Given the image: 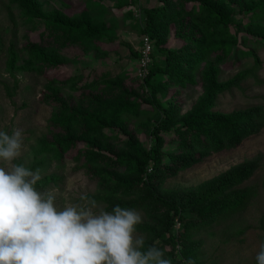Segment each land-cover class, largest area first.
Masks as SVG:
<instances>
[{
    "label": "trees",
    "instance_id": "16d2710c",
    "mask_svg": "<svg viewBox=\"0 0 264 264\" xmlns=\"http://www.w3.org/2000/svg\"><path fill=\"white\" fill-rule=\"evenodd\" d=\"M188 1H192L190 8L186 6ZM16 2L20 14L25 15L26 20L36 22L37 25L42 22L43 29L39 31L40 36L36 41H40L46 34L57 45L80 43L90 47L93 52H99L101 49L96 44L97 40L105 42L116 39L115 20L110 21V16L101 12L98 16L91 15L86 6L77 14L67 16L60 10L47 12L41 0H9L7 9L11 22V37L5 45L0 35V49L5 51V69L15 86L18 81L15 75L17 70L36 71L42 65L48 67L61 63L55 48L43 50L36 41L28 40L24 47H17V22L12 11L13 3ZM127 2L128 0H119L116 5L124 6ZM130 2L133 1L130 0L129 4ZM157 2L158 5L151 1L150 5L141 8L145 25H138L137 28L140 33L153 40L152 50H160L163 61L156 60L155 54L151 53L152 61L148 74L135 88L123 85V80L120 79L110 80V85L115 86L117 92L111 95L102 107L94 109L87 103L91 96L88 100L83 96L77 103L83 107L73 111L74 107L65 102L63 96L60 97L55 86L56 80L48 81L45 88L52 91L51 94H57L55 98L58 102L49 117L50 136L43 134L37 139V145L31 147L33 159L27 164L21 159H17L15 163L23 164L32 170H45L51 158H61L65 151L76 144V140L81 136L76 135V124H90V132L96 133L104 126L106 120H110L112 126L118 123L116 117L125 113L145 122L146 131L152 141L149 147H145L127 136L129 150L117 151L110 154L112 156H107L103 151L106 152L108 147L103 141L93 143L89 139V145L80 151L85 161L78 167H85L96 175L99 187L94 193L86 194L85 198L103 205V210L108 212L116 205L152 213H156L161 207L165 212V219L161 224L167 231H170L175 217L180 212V218L184 221L182 216L186 211H193L204 217L199 222H192L191 228L206 224L219 225L225 220L229 222L246 207L255 191L252 186L234 188V184L248 178L259 167L258 158L224 172L216 187L201 200L195 198L185 203L164 197V192L155 182L162 173L170 170L175 173L179 164L192 163L200 155L235 147L243 138L257 134L264 127V107L260 104L248 105L227 113L213 111L220 95L232 92L233 89L241 90V83L247 78L251 77L260 82L257 70L260 68L261 59L257 54V46L264 45V0ZM170 35L180 41L179 45L163 46ZM226 43L240 44L239 48H235L237 53L231 59H228ZM130 53L137 58L140 56L137 51L130 50ZM245 57H252L253 63L250 67L239 68L231 76L220 78L222 65L224 68L233 67ZM73 78L76 80L78 76L72 77V80ZM94 81L96 80L90 81L89 84ZM198 83L202 91L185 111H182L173 95L166 96L170 87H175L177 91L179 88ZM3 86L8 97H12L15 87L4 81ZM164 100H167V105L163 104ZM62 110L67 113H62ZM62 126L68 132L63 130ZM164 135H168L172 142V147L169 146L168 149H164ZM196 151L199 155H196ZM103 159L107 164L102 168ZM120 165L126 166L127 174L122 175L116 171L115 168ZM59 179L55 173L45 174L35 187L39 191L46 188L50 182L56 184ZM140 227L142 226L139 224L136 226L138 229ZM190 227L186 229L188 234L192 235ZM170 236L172 242L167 258L171 259L172 264H181L173 254L178 241L174 234ZM184 256L189 264L200 261L198 251L194 252L193 248H184Z\"/></svg>",
    "mask_w": 264,
    "mask_h": 264
},
{
    "label": "rangeland",
    "instance_id": "374dc122",
    "mask_svg": "<svg viewBox=\"0 0 264 264\" xmlns=\"http://www.w3.org/2000/svg\"><path fill=\"white\" fill-rule=\"evenodd\" d=\"M41 1L47 12L53 9L60 10L67 16L77 14L85 6L91 15L98 16L100 12L107 14L110 16V21L114 19L116 22V39L105 42L97 40L96 44L101 49L99 52H93L90 47L82 46L80 43L57 45L46 34L40 38V41H36L40 36L39 31L43 29L42 22L37 25L36 22L26 20V16L19 12L18 3H13L12 11L17 22L15 30L17 47H24L28 40L36 41L40 43L43 50L55 48L57 58L61 59V63L48 67L42 65L36 71L17 70L15 75L18 81L15 86L12 77L5 69V51L0 49V130L8 134L17 128L23 130V146L18 159H21L25 164L33 159L31 147L37 145V139L43 134L50 136L49 117L58 102L55 98L57 94L53 95L52 91L45 88L48 81L56 80L55 86L59 90L60 97L63 96L64 101L74 107L73 111L83 107L77 104L83 96L85 99L91 96V100L87 99L89 101L87 103H90L93 109L102 107V104L117 92L115 86L110 85V80L120 79L123 80V85L137 87L136 85L141 82L138 74L139 57L132 55L130 50L141 53V47L144 46L143 33H140L137 28L138 25L141 27L145 25L141 8L150 5L151 1L154 4H159L157 0H131L133 2L130 4V0H128L127 5L124 6L116 5L119 0ZM194 4L196 5V3ZM191 5L192 1L186 3L188 8ZM8 7L9 0H0V35L5 45L8 44L11 37ZM231 29L233 30V28ZM172 35L167 38L163 46L179 45L180 41ZM151 42L153 43V40ZM237 47L239 48L240 44H225L228 59L237 53L234 51ZM151 53L155 54L156 60L163 61V54L160 50L151 48ZM257 54L261 59L260 68L257 70V78L260 82H256L251 77L247 78L241 83V90L233 89L232 92L220 95L213 111L227 113L257 104L264 107V45L257 46ZM151 61L150 57L148 67ZM252 63V57H245L240 59V63H235L233 67L224 68L222 65L220 78H227L239 68L250 67ZM77 76L76 80L75 78L72 80V77ZM93 80L96 81L89 84ZM3 81L15 87L12 97H8L6 94ZM201 91L200 83H198L188 85L186 88H179L177 91L175 87H170L166 96L173 95L182 111H185L196 101ZM163 104L167 105V100H164ZM62 113L66 114L67 112L62 110ZM116 118L117 124L110 126V120H106L104 126L96 132L97 134L90 132V124L88 126L85 122L76 124L74 126L77 131L76 135H81L76 140V144L65 151L61 158H51L48 167L41 171V177L51 173L60 177L56 184L50 182L46 188L39 190L51 192L56 197L55 203L58 209L68 205H87L89 199H81V197H85L88 193H94L99 187L96 175H93L85 167H78L85 161V157L80 154V151L89 145V139L93 143L94 141H103L108 147L106 152L103 151L107 156H112L110 154L117 151H128L127 136H130L134 142L149 147L152 138L146 131L145 122L136 120L134 116L125 113ZM61 128L68 132L64 126ZM164 139V149H168L172 142L168 135H164ZM196 155H199L198 151H196ZM253 158H258L259 167L248 178L235 183L234 188L252 186L255 191L249 198L246 207L233 216L229 222L225 220L219 225L206 224L191 228L192 222H199L204 217L199 213L186 211L182 216L184 221L180 218V212L175 217L170 231H167L161 224L165 219V212L161 207L156 213L135 209L142 216V222L139 224L142 227L136 228L134 235L144 237L145 249L155 245L164 252L167 258V252L171 249L172 242L170 234H174L178 242L173 254L176 259L181 261V264H189L184 256V248H193L194 252L198 251L200 261L196 264H256L255 256L261 242H264V127L257 134L243 138L235 147L209 155H200L192 163L179 164L175 173L174 170L162 173L155 183L164 192V197L175 198L178 202L186 203L195 198L205 199L207 193L216 187L219 179H222L224 172ZM103 163L102 168L106 167L107 161L104 162L103 159ZM102 168H100L101 171ZM115 169L122 175L127 174L125 165H120ZM115 169H110V171ZM97 206L96 209H93L94 212L103 209V205L97 204ZM186 227H190V231H193L192 235L188 234ZM189 254L191 253L189 252Z\"/></svg>",
    "mask_w": 264,
    "mask_h": 264
},
{
    "label": "clouds",
    "instance_id": "9594fccd",
    "mask_svg": "<svg viewBox=\"0 0 264 264\" xmlns=\"http://www.w3.org/2000/svg\"><path fill=\"white\" fill-rule=\"evenodd\" d=\"M22 146V129L0 130V264H172L134 235L142 222L135 209L94 212V200L58 209L51 192L35 187L41 170L14 163ZM255 261L264 264V242Z\"/></svg>",
    "mask_w": 264,
    "mask_h": 264
},
{
    "label": "built area",
    "instance_id": "2783aa9c",
    "mask_svg": "<svg viewBox=\"0 0 264 264\" xmlns=\"http://www.w3.org/2000/svg\"><path fill=\"white\" fill-rule=\"evenodd\" d=\"M144 37L142 42L144 43V46L141 47V58L139 60V67H138V74L139 76L143 77L148 72V62L150 60V51H151V42L147 35L142 36Z\"/></svg>",
    "mask_w": 264,
    "mask_h": 264
}]
</instances>
